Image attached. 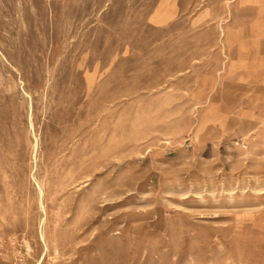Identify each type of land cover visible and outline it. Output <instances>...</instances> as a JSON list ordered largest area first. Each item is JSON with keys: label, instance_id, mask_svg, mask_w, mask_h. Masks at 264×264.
<instances>
[{"label": "rangeland", "instance_id": "374dc122", "mask_svg": "<svg viewBox=\"0 0 264 264\" xmlns=\"http://www.w3.org/2000/svg\"><path fill=\"white\" fill-rule=\"evenodd\" d=\"M261 58L264 0H0V264H264Z\"/></svg>", "mask_w": 264, "mask_h": 264}, {"label": "bare ground", "instance_id": "6f19581e", "mask_svg": "<svg viewBox=\"0 0 264 264\" xmlns=\"http://www.w3.org/2000/svg\"><path fill=\"white\" fill-rule=\"evenodd\" d=\"M226 31V30H225ZM224 35V34H223ZM32 111V110H31ZM33 113V112H32ZM30 126H31V128L32 129H34V123H33V121H32V114L30 115ZM33 132V131H32ZM35 133V132H34ZM37 139V138H36ZM38 139L36 140V143L34 144V149H37V147H38ZM37 155V154H36ZM34 174V173H33ZM38 188H39V191H40V197L42 198L43 197V194H44V188L41 186V183L40 184H38ZM41 206H42V208L45 210V204H43V202H42V200H41ZM43 223H44V221H42ZM41 237H42V239H43V241L44 242H46V236L44 235V232H43V230H41ZM48 248V247H47Z\"/></svg>", "mask_w": 264, "mask_h": 264}, {"label": "crops", "instance_id": "0c3cea01", "mask_svg": "<svg viewBox=\"0 0 264 264\" xmlns=\"http://www.w3.org/2000/svg\"><path fill=\"white\" fill-rule=\"evenodd\" d=\"M248 1H250V2H253V3H254V2H259L260 0H248ZM261 60L264 62V59H262V58H261Z\"/></svg>", "mask_w": 264, "mask_h": 264}]
</instances>
